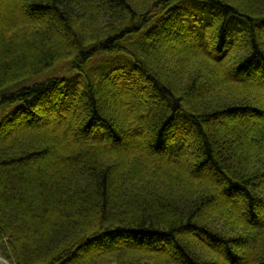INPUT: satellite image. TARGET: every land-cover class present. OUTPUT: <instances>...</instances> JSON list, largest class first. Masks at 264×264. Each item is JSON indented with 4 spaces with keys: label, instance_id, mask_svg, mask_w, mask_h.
Segmentation results:
<instances>
[{
    "label": "trees",
    "instance_id": "1",
    "mask_svg": "<svg viewBox=\"0 0 264 264\" xmlns=\"http://www.w3.org/2000/svg\"><path fill=\"white\" fill-rule=\"evenodd\" d=\"M0 255L264 264V0H0Z\"/></svg>",
    "mask_w": 264,
    "mask_h": 264
},
{
    "label": "rangeland",
    "instance_id": "2",
    "mask_svg": "<svg viewBox=\"0 0 264 264\" xmlns=\"http://www.w3.org/2000/svg\"><path fill=\"white\" fill-rule=\"evenodd\" d=\"M3 1H5V0H3ZM169 42L172 43V41H169ZM40 111H42V110H40ZM44 114H49V112H48V111H46V112H43V111H42L43 120H47V118L44 117ZM71 129L74 131V127H72ZM5 261H7V260H5ZM7 262H8V261H7ZM8 263H9V262H8ZM9 264H11V263H9Z\"/></svg>",
    "mask_w": 264,
    "mask_h": 264
},
{
    "label": "water",
    "instance_id": "3",
    "mask_svg": "<svg viewBox=\"0 0 264 264\" xmlns=\"http://www.w3.org/2000/svg\"><path fill=\"white\" fill-rule=\"evenodd\" d=\"M0 264H9L7 261H5L1 256H0Z\"/></svg>",
    "mask_w": 264,
    "mask_h": 264
}]
</instances>
